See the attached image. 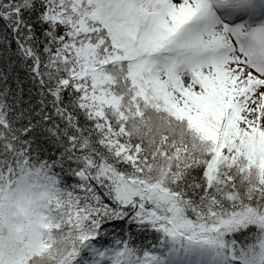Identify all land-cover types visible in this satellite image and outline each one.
Instances as JSON below:
<instances>
[{"label": "snow or ice", "instance_id": "6c2138e0", "mask_svg": "<svg viewBox=\"0 0 264 264\" xmlns=\"http://www.w3.org/2000/svg\"><path fill=\"white\" fill-rule=\"evenodd\" d=\"M0 264H264V0H0Z\"/></svg>", "mask_w": 264, "mask_h": 264}]
</instances>
